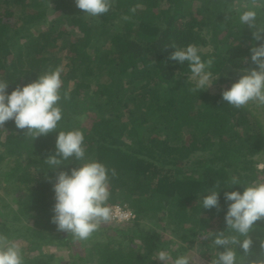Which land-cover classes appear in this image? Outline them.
I'll return each mask as SVG.
<instances>
[{
  "label": "trees",
  "instance_id": "trees-1",
  "mask_svg": "<svg viewBox=\"0 0 264 264\" xmlns=\"http://www.w3.org/2000/svg\"><path fill=\"white\" fill-rule=\"evenodd\" d=\"M235 2L113 0L108 14L90 17L75 0H0V79L11 92L62 67L61 91L71 93L59 102V130L84 132L87 157L116 170L109 204L135 214L132 222H111L93 234L105 239L80 241L58 230L51 220L53 184L78 164L46 170L43 160L55 154L59 130L35 138L10 120L0 127V186L12 196H0V233L27 243L24 264H162L153 260L159 250L175 258L195 247L212 262L217 249L206 236L226 229L224 192L246 185L222 188L219 209L203 208L201 199L233 176L263 182L264 175L257 158L264 152L261 119L249 106L222 99L242 69L256 67L250 49L264 43L238 17L231 21L227 11ZM258 22L264 24V10ZM172 44H194L203 59H214L217 92L191 91L187 62L170 59ZM96 72L103 76L93 78ZM146 220L152 225L145 227ZM257 223L251 235L258 253L264 220ZM76 242L82 255L63 263L40 251ZM254 258L264 257H249L248 264Z\"/></svg>",
  "mask_w": 264,
  "mask_h": 264
},
{
  "label": "clouds",
  "instance_id": "clouds-1",
  "mask_svg": "<svg viewBox=\"0 0 264 264\" xmlns=\"http://www.w3.org/2000/svg\"><path fill=\"white\" fill-rule=\"evenodd\" d=\"M75 3L82 13L90 17H102L113 7V0H75ZM262 10L264 0H236L227 12L231 13V21L238 17L241 26L255 29L254 39L260 41L264 38V24L258 22ZM172 47L174 51L170 59L182 65L187 62L190 72L188 81L193 84L191 91L199 93L210 89L220 77L213 72L214 59H203L200 48L194 44L185 47L172 44ZM250 51L251 61L256 67L242 69L239 79L222 92V99L238 109L250 104L264 106V43L254 44ZM62 71V67L44 71L32 82L17 85L11 92L8 91L9 82L0 79V127L12 120L17 129H27V133L33 134L35 138L59 130L63 119L59 102L62 98H69L71 93V89L63 93L61 91ZM43 161L46 170L58 169L71 161L78 164L70 172L60 171L53 184L55 203L51 220L58 230L85 241L102 225L126 219L124 216L117 217L113 209L122 205L109 204L110 175H116V170L87 157L85 136L80 128L59 130L55 154ZM236 185L246 187L243 191L236 189L224 192L227 203L224 218L226 229L208 231L206 236L217 249L212 264H248L249 257H264V237L260 238V251L257 253L253 250L251 235L260 227L257 222L264 220V182H244L233 176L218 190L213 188L207 191L200 204L205 209H219L221 189H231ZM220 246H223L222 251L219 250ZM239 249L243 250L244 255L240 254ZM157 259L162 264H194L193 256L185 253L173 258L171 251L166 249L155 254L153 260ZM0 264H24L21 244L3 233H0ZM250 264H264V258L251 259Z\"/></svg>",
  "mask_w": 264,
  "mask_h": 264
},
{
  "label": "rangeland",
  "instance_id": "rangeland-1",
  "mask_svg": "<svg viewBox=\"0 0 264 264\" xmlns=\"http://www.w3.org/2000/svg\"><path fill=\"white\" fill-rule=\"evenodd\" d=\"M105 75H106V73H105ZM98 76L100 78L103 75H101L99 72H96V74H94L93 78H97ZM209 90H210V92L215 93L219 89H218V87L216 85L213 84V86ZM248 106L261 119L262 124L264 126V106H257L255 104H250ZM82 117H84V116H82ZM187 138H189V135H187ZM257 158H258V160L261 161L260 162V167H264V152H262ZM260 178L264 182V175H261ZM0 196H2V198L5 199V201H7L8 199L10 200L12 198V196L9 197V195L4 190H2L1 186H0ZM143 223H144L143 225L145 227H148V226L152 225V221H149V220H146V222H143ZM121 224H123V223H118V225H120V226L124 225V224L123 225H121ZM104 226H106V224L102 225V227L100 228L99 231H103ZM165 236H166V238H170V239H173L175 241V243L172 245V247H174V248H179L180 247L179 246L180 245V243H179L180 240L177 237H175L174 235L169 234V233H167ZM94 238H96V239L104 238L105 239L106 238V234H103L102 236L100 234L98 236H94ZM17 242L21 244L22 251L25 254L28 253L29 250L26 247L27 243L24 240H22V241L19 240ZM88 244H90V243H88ZM40 251L43 254L54 253L55 254V262L56 263H63L66 260L67 261L70 260L69 259L70 258V254L74 255L75 253H79V256H81L83 249L81 248L80 243L76 242V243L73 244V246L70 249L69 248H64V247H58V246L49 245V246L42 247ZM71 252H73V253H71ZM187 254H189V255L194 257V264H212V262H208L202 257V255L199 253V248L198 247H195L194 249H191L190 251L187 252Z\"/></svg>",
  "mask_w": 264,
  "mask_h": 264
},
{
  "label": "built area",
  "instance_id": "built-area-1",
  "mask_svg": "<svg viewBox=\"0 0 264 264\" xmlns=\"http://www.w3.org/2000/svg\"><path fill=\"white\" fill-rule=\"evenodd\" d=\"M113 209L117 217H120V216L126 217V219L124 220H114V222L116 223H124V222L133 221L135 218V214L132 211L126 210L121 206H115Z\"/></svg>",
  "mask_w": 264,
  "mask_h": 264
}]
</instances>
